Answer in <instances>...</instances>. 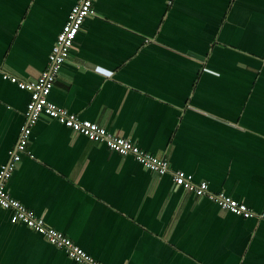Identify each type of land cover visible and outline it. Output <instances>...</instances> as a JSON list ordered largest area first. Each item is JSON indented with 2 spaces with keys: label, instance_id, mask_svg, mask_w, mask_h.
<instances>
[{
  "label": "crops",
  "instance_id": "0c3cea01",
  "mask_svg": "<svg viewBox=\"0 0 264 264\" xmlns=\"http://www.w3.org/2000/svg\"><path fill=\"white\" fill-rule=\"evenodd\" d=\"M76 0H0V70L34 81ZM49 101L164 158L244 218L41 117L9 195L101 264H264V0H96ZM28 90L0 77V170ZM0 264H79L0 209Z\"/></svg>",
  "mask_w": 264,
  "mask_h": 264
},
{
  "label": "built area",
  "instance_id": "2783aa9c",
  "mask_svg": "<svg viewBox=\"0 0 264 264\" xmlns=\"http://www.w3.org/2000/svg\"><path fill=\"white\" fill-rule=\"evenodd\" d=\"M96 0H76L70 9L66 23L57 35L56 41L48 55L46 69L34 81H25L17 76L0 70V77L4 81L16 85L18 89L30 92V101L25 113V126L19 137L16 148L9 153L10 161L0 170V209L13 214L14 219L27 228L43 236L51 245L63 250L70 260L79 264H101L90 257L71 239L62 233L45 226L43 221L33 212L26 209L20 202L12 198L6 191V184L14 172L21 154L26 152L32 128L41 117L53 119L71 131L86 137L89 141L106 145L110 151L120 156H132L140 165L157 175L172 174L173 184L192 192L197 197H207L216 203L221 210L244 218L256 217V214L244 203H240L224 194H212L208 184L192 181V177L182 171L171 172L169 162L148 154L130 140L115 136L98 124L78 119L74 114L57 107L49 101V95L63 64L68 60L74 41L81 30L86 18L94 15L93 4ZM264 218V213L261 215Z\"/></svg>",
  "mask_w": 264,
  "mask_h": 264
}]
</instances>
